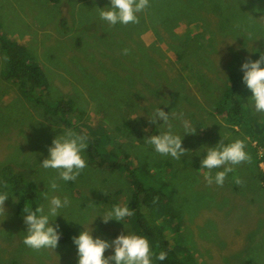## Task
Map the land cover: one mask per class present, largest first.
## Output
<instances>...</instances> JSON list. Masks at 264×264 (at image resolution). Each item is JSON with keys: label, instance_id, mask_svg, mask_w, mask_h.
<instances>
[{"label": "rangeland", "instance_id": "1", "mask_svg": "<svg viewBox=\"0 0 264 264\" xmlns=\"http://www.w3.org/2000/svg\"><path fill=\"white\" fill-rule=\"evenodd\" d=\"M212 1L194 0L193 5L197 3L201 9L193 14L188 13L193 6L185 9L191 1L179 2L178 20L167 31L159 27L163 40L144 59L145 64L157 59L164 78L152 75L149 79L136 59L120 56L123 47L117 50L113 46L105 50L107 54L100 51L105 41L99 32L106 26L95 9L107 0L87 7H80V0H0V35L42 67L47 80L43 88L51 101L65 97L75 108L69 115L75 125L68 127L44 104L26 99L17 85L5 81L0 42V167L8 163L24 169L39 191L41 204L51 195L69 198V205L62 210L65 217L58 215L53 222L67 240L55 248L32 249L22 243L26 226L19 196L12 194L15 202L9 196L4 201L5 211H0V264H76L71 237L84 227L109 241L118 233L135 231L134 213L122 222H103L97 216L114 203L132 210L135 188L128 169L90 165L87 148L83 151L86 167L74 181H60L56 170L40 167L52 137L64 128L98 139V149L106 158L114 156L124 165L138 168L140 178L154 191L164 187L170 200L160 205L156 219L167 228L165 236L183 264H264V188L258 179L264 171V143H259L264 142V135L255 136L248 119L238 126L213 109L232 101L245 108L250 122L254 119L264 128V113L255 112L246 100L251 93L241 80L239 67L243 59L258 55L249 50L264 51V0ZM216 2L219 7L213 6ZM144 13L145 9L137 15ZM147 18L149 22V15ZM139 27L140 35L134 31L132 38H141L145 45L157 41L151 28ZM186 35L180 59L176 44ZM128 41L133 47L132 58L146 56L147 52L135 49L132 39ZM197 63L200 67L195 73L189 64ZM166 84L179 91L181 101L168 112L172 130L182 135L184 122L196 127L195 133L182 136L186 152L181 160L156 153L144 143V136L166 130L164 123L155 127L141 114L170 103L160 92ZM220 134L229 140L245 139L249 159L232 166L234 171L226 175L223 185L209 184L197 169L204 154H196L197 148L215 144ZM52 179L59 186L55 191L48 187ZM0 190L7 189L0 185ZM110 221L114 223L108 225ZM176 224L179 228L174 232ZM110 252L111 248L106 249L105 254Z\"/></svg>", "mask_w": 264, "mask_h": 264}, {"label": "clouds", "instance_id": "2", "mask_svg": "<svg viewBox=\"0 0 264 264\" xmlns=\"http://www.w3.org/2000/svg\"><path fill=\"white\" fill-rule=\"evenodd\" d=\"M148 2L149 0H108L105 5L96 6L95 12L100 20L109 25L136 23L137 13L146 9ZM249 51L258 55L256 58L249 56L241 61L239 66L241 80L251 93L246 97L247 102L255 112L264 113V51L257 48ZM141 114L145 115L155 127L158 123L167 125L166 130H158L144 136V143L151 145L156 153L169 156L174 160H181L186 152L181 144L182 136L185 133H195L196 127L184 122L183 134H177L168 123V112L161 106H154L150 114H145L143 111ZM52 127L54 129L56 125ZM86 148V136L64 128L52 137L51 143L47 146V155L39 161V165L43 169L56 170L60 181H74L86 167L83 156ZM197 149L199 151L196 154L201 151L204 153L197 169L202 170L209 184L223 185L226 175L234 171L232 166L249 159L245 150V139L229 140L227 136L222 137L221 134L215 144H201ZM213 169H215L214 173ZM235 182H239L238 178ZM48 187L53 191L57 190L59 187L57 180H50ZM12 194L13 190L10 188L0 190V211H5L4 201L9 196H12L13 202L16 201V196ZM68 205L69 198L60 195H51L47 198L46 204L37 203L34 207L24 203L22 220L26 228L22 243L32 249L55 248L60 232L58 225L53 222L58 215L64 216L62 210ZM132 215V210L126 204L114 203L102 215L97 216L103 222L109 220L122 222ZM71 240L76 251V264H153V256L157 261H163L166 257V252L157 251L155 247L150 250L148 238L132 231L118 233L109 241L99 235H93V229L84 227L74 234ZM109 248L111 252L106 255L105 251Z\"/></svg>", "mask_w": 264, "mask_h": 264}, {"label": "trees", "instance_id": "3", "mask_svg": "<svg viewBox=\"0 0 264 264\" xmlns=\"http://www.w3.org/2000/svg\"><path fill=\"white\" fill-rule=\"evenodd\" d=\"M52 3H59L61 0H49ZM101 0H80V7H87L91 2L100 3ZM184 0H149L148 6L145 9V13L142 16H138V20L136 23H128V24H115L109 25L105 21H100L105 24L106 29L104 31H100L99 35L104 39L103 47L100 48V51L103 54L105 50L111 49L113 46L117 50L122 48V58H129L132 60L136 59V64L142 68V71L145 72V76L149 79H152V75L161 76L164 78L163 70L158 68V60L150 59L147 64L144 63V59L150 56L149 50H157V47L160 46L159 43L162 42L163 37L160 33L159 27L165 29L166 31L170 29L172 23H176L179 18V2ZM191 1L190 5H185V9H191L193 6V10L188 12L189 14H193L194 12L201 9L197 5L194 4V0H186ZM197 1V0H196ZM210 4L213 3L212 0H209ZM108 3V0H107ZM200 4V1H199ZM204 4V3H203ZM219 2L213 4L215 7H219ZM193 11V13H192ZM200 14V13H198ZM147 15H149V22ZM201 17V15L199 16ZM139 25H143L145 28H151L157 34V41L150 45H145L144 41L138 37L132 38L133 33L135 34L141 33ZM112 26L110 29L109 27ZM143 29V31H144ZM169 32V31H168ZM140 35V34H139ZM188 35L182 36V39L179 43L176 44L178 58L183 59V53L185 44L188 40ZM194 38V37H193ZM133 40V45L135 49L141 50L143 53H146V56L143 54H136L137 58H132L131 52L132 43L128 40ZM192 39V38H191ZM0 42L2 44V51L5 56V63L2 69V77L7 82H13L18 86L21 94L30 101H34L38 104H44L51 112L55 113L58 117H60L68 127H74V123L70 122L69 115L72 116L73 110L75 108L72 105V101L67 98H59L57 101H51L43 86L47 84L46 77L44 75V71L42 67L28 57V54L23 52V49L18 45L14 44L11 40L7 38H3L0 35ZM126 50V51H125ZM176 51V50H175ZM112 55V53H108ZM198 60H201V55H195ZM122 58H120V64H122ZM190 69L195 70V73H198V63L196 66L193 64H189ZM190 70V71H191ZM164 90H160L161 95L167 96V100L170 103L167 106L163 104H159L157 106L165 107V111L169 112L171 109L176 107L181 101H179L180 96H178V90L168 89V85L166 84ZM228 91L227 93H231ZM46 91V93L44 91ZM178 91V92H177ZM224 106L221 108L219 105L214 106V110L219 112L221 115H225L228 121L234 122L235 125H242L243 121L249 124L250 128L253 130L255 136L264 135V128H262L261 123L255 121L253 119L250 122V116L248 118V114L244 107L235 104L232 101L226 100L223 102ZM254 124V125H253ZM129 125L131 126L130 122ZM234 130H236L234 128ZM83 131V128L80 126V133ZM257 131V132H256ZM251 133V134H253ZM87 137V150L88 156L87 163L93 166H98L102 168H109L112 170L126 168L128 169L129 175L132 178L133 185L135 188V195L131 201V207L133 210V227L135 228V232L138 235H143L148 238L149 248L150 250L155 247L157 251L166 252V257L163 261L155 260V264H183L177 251L172 247V243L167 240L165 234L167 228H163L159 222H157L156 217H159L160 214L158 212V208L164 202L168 203L170 197L166 193L164 187L158 188L154 191L151 188L150 183L147 181H143L140 178L138 168H130L129 165H124V162H119L115 159L114 156L112 158L105 157L102 151L98 149L99 140L94 138H89V135H85ZM264 141V140H263ZM260 145H263L264 142L259 141ZM111 156V154H109ZM257 163V161H255ZM229 174V173H228ZM227 174V175H228ZM29 175L24 172V169L17 168L12 164H4L0 167V180L1 186L4 189H11L13 193L19 196V208H23V204L35 206L40 201V194L38 189L28 181ZM139 177V178H138ZM258 179L260 186L264 188V171L261 170L258 174ZM19 213V211H18ZM112 221L108 223V225H112ZM119 226V225H118ZM179 225H173V231L178 230ZM60 232V231H59ZM107 233L110 235H114L107 230ZM67 240V236L60 233V237L58 242H65ZM154 257V256H153ZM155 259V257H154Z\"/></svg>", "mask_w": 264, "mask_h": 264}]
</instances>
